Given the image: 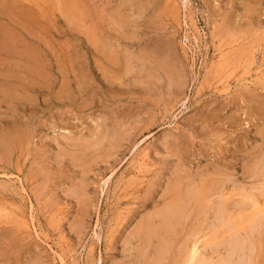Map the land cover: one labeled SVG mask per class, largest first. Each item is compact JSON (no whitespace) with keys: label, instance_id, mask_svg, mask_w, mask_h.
Segmentation results:
<instances>
[{"label":"rangeland","instance_id":"374dc122","mask_svg":"<svg viewBox=\"0 0 264 264\" xmlns=\"http://www.w3.org/2000/svg\"><path fill=\"white\" fill-rule=\"evenodd\" d=\"M261 163L264 0H0V264H248Z\"/></svg>","mask_w":264,"mask_h":264},{"label":"bare ground","instance_id":"6f19581e","mask_svg":"<svg viewBox=\"0 0 264 264\" xmlns=\"http://www.w3.org/2000/svg\"><path fill=\"white\" fill-rule=\"evenodd\" d=\"M102 49V48H101ZM107 50V49H106ZM110 53V52H109ZM108 57H109V55H108ZM110 58V57H109ZM108 58V59H109ZM111 58H112V56H111ZM111 62V61H110ZM158 64V63H157ZM111 65V64H110ZM26 68V67H25ZM28 69V68H27ZM109 75V74H108ZM110 78V77H109ZM245 96H247V95H245ZM261 108V107H260ZM258 111V110H257ZM262 111V110H261ZM107 131H108V129H107ZM262 133V132H261ZM65 138V137H64ZM248 153V152H247ZM74 155V154H73ZM259 157V156H258ZM92 160V159H91ZM251 162V161H250ZM261 164H264V163H261ZM260 164V165H261ZM257 166V165H256ZM215 167V166H214ZM256 168V170H257V167H255ZM261 170V169H260ZM263 170V169H262ZM220 171V170H219ZM249 171H253L252 173H254V170L253 169H251V170H248L247 172H249ZM258 172L257 173H259V169L257 170ZM221 172V171H220ZM233 172V171H232ZM256 172V171H255ZM262 172V171H261ZM219 174V173H218ZM251 174V173H250ZM221 177H220V179L222 178V175L221 174H219ZM219 175H216L217 177L219 176ZM225 175V174H224ZM246 175V174H245ZM255 175H257V174H255ZM264 175V174H263ZM215 176V177H216ZM213 177V176H212ZM260 177V176H259ZM202 178V177H201ZM209 178V177H208ZM262 178V177H261ZM204 179V178H203ZM210 179V178H209ZM227 179V178H226ZM208 180V179H207ZM219 180V179H218ZM228 180V179H227ZM232 180V179H231ZM231 180H229V181H231ZM260 180V179H259ZM216 181V180H215ZM215 181H213V183H210L211 185L212 184H214V183H216ZM202 183L204 182V181H201ZM209 182L210 181H208V184H209ZM218 182H220L221 183V181H218ZM223 182V181H222ZM262 182H263V180H262ZM186 183V182H185ZM184 183V184H185ZM200 183V182H199ZM206 183V182H205ZM220 183H219V185L218 186H220ZM197 184V183H196ZM209 184V185H210ZM217 184V183H216ZM236 184V183H235ZM190 185H192V184H190ZM206 185V184H205ZM208 185V187H205V189L203 188V186H202V191L203 190H206V188L208 189V192H207V190H206V192H204V193H200L198 196H191L192 195V187H190V186H188V190L190 191H186L187 189H186V187H183V186H181L180 188H182L183 187V190H184V188H185V191L183 192L185 195H183V200H184V196L186 197V195H190L189 197H192L193 198V201H194V203L191 205L190 203L189 204H187L186 205V203H184V205H181L180 203H176L177 204V206H175V199H176V197H175V199H173V206H172V209H173V207L175 206V211H168L169 213H170V215L169 216H165L167 219H168V222H166V225L164 226V229L162 230V231H164L165 232V234L166 235H169L171 232H173L172 231V225H171V221H177L178 223H180V220L182 219V216H183V214L187 211V208H188V206L189 205H191V207L192 208H194V211L196 210V211H198V212H200V213H203L204 214V212L207 210V208H208V205L209 204H211L210 202H213V201H211L210 200V198L212 197V192L210 193V191H209V186ZM233 185V184H232ZM237 185V184H236ZM262 185V184H261ZM193 186V185H192ZM215 186V185H214ZM226 186V185H225ZM256 186V185H255ZM190 187V188H189ZM180 188H178L179 190H180ZM212 188H214L215 189V191H216V187H212L211 186V189ZM220 188V189H219ZM217 190L219 191V190H221V189H223L222 188V186L221 187H219ZM231 188H232V186H231ZM253 188H256V187H253ZM252 188V189H253ZM262 188H264V185H263V187ZM177 189V190H178ZM198 189H200V187L198 188ZM210 189V190H211ZM258 190H259V188H257ZM174 191H175V189H174ZM243 191V190H242ZM249 191V190H248ZM178 192V191H177ZM180 192V191H179ZM186 192V193H185ZM189 192V193H188ZM200 192H201V190H200ZM221 192V191H220ZM219 192V193H220ZM255 192H257V190L255 191ZM254 192V193H255ZM259 192V191H258ZM261 192V191H260ZM182 193V192H181ZM225 193V192H224ZM230 193V192H229ZM178 194V193H177ZM196 194V192L194 193V195ZM210 194V195H209ZM227 194V193H226ZM226 194L225 195H223V196H221L222 198H224V197H226ZM248 195L246 196V194H244L243 193V195L244 196H246V197H244L243 199H244V201H245V199L246 200H249L250 202H251V209H253V211H251L252 213H251V215H249V216H246L245 217V220H243V218L242 219H240V220H238V219H235V220H237V221H235L234 219V222L232 221V216L233 215H235V213L236 212H234V214L231 216L230 215V212H228V209H227V204L225 203V202H228V200L226 199V201H224L223 200V202H220L221 204L220 205H218L219 206V208H218V212H219V217H218V220H220V224H223L226 228H227V232L228 233H230L227 237H228V239H230L229 241H227L226 240V242H230V244H232L233 245V247L237 250V244H238V242H240L238 239L236 240L234 237H236L239 233H241V232H245V234L244 235H246L247 236V240H246V242H247V244L249 245V247H250V250H251V255H252V259H251V262L250 263H248V264H255L256 263V260H260V254H261V251H260V245H261V241L259 240L258 241V238L260 237H258V238H256L255 237V233H256V231L258 230V229H260V228H264V206H262L261 205V203H259L258 201H257V199H255V196L253 195V194H249V193H247ZM261 194L262 195H264V191H262L261 192ZM174 195V194H173ZM215 195V194H214ZM213 195V196H214ZM180 196V195H179ZM210 196V197H209ZM240 196H241V194H240ZM216 197H218V196H216ZM221 197H220V199H221ZM237 197V196H236ZM263 198H264V196H262ZM179 199H176L177 201H180V198H181V196L180 197H178ZM233 198V197H232ZM260 198H261V196H260ZM187 199H189V198H187ZM231 199V198H230ZM215 200V199H214ZM233 200H234V198H233ZM185 201H186V199H185ZM189 201H190V199H189ZM221 201V200H220ZM248 201V202H249ZM261 201H262V199H261ZM180 202H182V201H180ZM188 202V201H187ZM215 202H216V200H215ZM239 202V201H238ZM243 202V200L241 201V202H239L240 204H238V203H236V204H238V206L241 208V203ZM171 203V202H170ZM171 203V204H172ZM235 203V202H234ZM216 204V203H215ZM243 204V203H242ZM229 205V204H228ZM241 205V206H240ZM243 205H245V207H246V204H243ZM218 206H216V207H218ZM232 206V205H231ZM238 206H237V208H238ZM191 207H190V209H191ZM213 207V205H211V208ZM243 208V207H242ZM235 209V208H234ZM239 209V208H238ZM244 209V208H243ZM248 209V208H247ZM192 210V209H191ZM216 210V209H215ZM232 210V209H231ZM193 211V212H194ZM233 211V210H232ZM241 211V210H240ZM243 211V210H242ZM189 212H191V211H189ZM210 212V211H209ZM249 212V211H248ZM247 212V213H248ZM188 213V212H187ZM245 213V212H244ZM250 213V212H249ZM190 214V213H189ZM202 214V215H203ZM198 215V214H197ZM210 215V214H209ZM215 215V214H214ZM218 215V214H217ZM185 216V215H184ZM183 216V217H184ZM196 216V215H195ZM208 217V216H207ZM216 217V216H215ZM214 217V218H215ZM165 218V219H166ZM206 218V217H205ZM212 218V217H211ZM167 219H166V221H167ZM164 220V219H163ZM162 220V221H163ZM189 220V219H188ZM192 220V219H191ZM195 220V219H194ZM147 221H148V219H147ZM162 221H159L160 223H161V225H162ZM185 221V220H184ZM148 222H150L149 224H151V222H153V220L152 221H148ZM148 222L146 223V224H148ZM154 222H156V221H154ZM159 222H157L158 224H159ZM164 222V221H163ZM186 222V221H185ZM145 224V225H146ZM148 224V225H149ZM154 224H156V223H154ZM181 224V223H180ZM160 225V226H161ZM188 225V224H187ZM147 226V225H146ZM145 226V227H146ZM152 226V225H151ZM157 226V225H156ZM150 227V226H149ZM177 227V226H176ZM144 228V227H143ZM148 228V227H147ZM223 228V227H222ZM156 229H158L159 230V232H162V231H160V229L159 228H156ZM176 229V228H175ZM195 229V228H194ZM143 231H145V230H143ZM147 231V230H146ZM145 231V232H146ZM151 231H154V230H151ZM177 231V230H176ZM202 231V230H201ZM141 232V231H140ZM150 232V231H149ZM147 233V232H146ZM154 233V232H153ZM177 233V232H176ZM203 233V232H202ZM215 234V233H214ZM147 235V234H146ZM154 235V234H153ZM165 235V236H166ZM175 235V234H174ZM227 235V234H226ZM257 235H258V233H257ZM161 236H163V234L161 235ZM164 236V237H165ZM172 236H173V233H172ZM242 236V235H241ZM155 237V236H154ZM176 237V236H175ZM218 237V236H217ZM216 237V238H217ZM145 238V237H144ZM172 238V237H171ZM174 238V237H173ZM222 238V237H221ZM153 239V238H152ZM168 239V238H167ZM194 239V238H193ZM219 239V238H218ZM223 239V238H222ZM169 240H170V238H169ZM211 240V239H210ZM216 240V239H215ZM241 240V239H240ZM142 241V240H141ZM148 241V240H147ZM163 241V240H162ZM162 241H159V242H161V243H163ZM263 241V240H262ZM153 242V241H152ZM158 242V243H159ZM204 242V241H203ZM214 242V241H213ZM172 242H170L169 244H171ZM207 243V242H206ZM209 243V242H208ZM241 243V242H240ZM243 243H244V241H243ZM148 244V243H147ZM151 244V243H150ZM165 244H167L166 243V241H165ZM159 245V244H158ZM163 244H161V245H159V247L160 246H162ZM168 245V244H167ZM167 245H165V246H167ZM226 245V244H225ZM243 245V244H242ZM245 245V244H244ZM263 245V244H262ZM147 246V245H146ZM150 246V245H149ZM230 246V245H229ZM168 247H169V245H168ZM166 248V247H164V249H161L162 250V252H165L164 250H165V248L166 249H169V248ZM179 247L181 248V246L179 245ZM231 247V246H230ZM225 248V247H224ZM232 248V247H231ZM233 248V249H234ZM239 248V247H238ZM201 249V248H200ZM219 249V248H218ZM234 249V250H235ZM147 250V249H146ZM160 250V249H159ZM169 250H171V248L169 249ZM168 250V251H169ZM179 250V249H178ZM209 250H210V248H209ZM239 250H240V248H239ZM176 251V250H175ZM182 251H183V253H182ZM182 251H181V255H182V257H181V259H179L180 261L177 263V264H210V262L212 263V259L209 261L206 257H202V255H201V253L199 252V248H198V240H195L194 239V242L193 243H191V244H187V245H185V247H183L182 248ZM228 251V250H227ZM161 251H158V253H160ZM171 252V251H170ZM237 252V251H236ZM264 252V251H263ZM214 253V252H213ZM226 253H228V252H226ZM233 253V252H232ZM161 254V253H160ZM159 254V255H160ZM165 254H167V252L165 253ZM165 254H161V256L159 257V255H158V257L157 258H162L160 261H157L156 260V258H155V260H154V262H156V263H154V264H158L157 262H163L164 261V258H163V255H165ZM179 254V253H178ZM234 254V253H233ZM230 255V254H229ZM166 256V255H165ZM167 256H169V254L167 255ZM204 256V255H203ZM227 256V255H226ZM233 256V255H232ZM236 256V255H235ZM238 256V255H237ZM246 256V255H245ZM173 257V256H172ZM247 258V257H246ZM245 258V259H246ZM158 259V260H159ZM172 259V258H171ZM175 259V258H174ZM173 259V260H174ZM176 259H177V257H176ZM239 259V258H238ZM170 260V259H169ZM150 261V260H149ZM166 261H167V259H166ZM175 261H177V260H174V262ZM250 261V260H249ZM262 261H264V259L262 260ZM168 262V261H167ZM172 262V261H171ZM149 263H151V262H149ZM152 263H153V261H152ZM170 263V262H169ZM224 263V262H223ZM236 263V262H235ZM239 264V263H238Z\"/></svg>","mask_w":264,"mask_h":264}]
</instances>
